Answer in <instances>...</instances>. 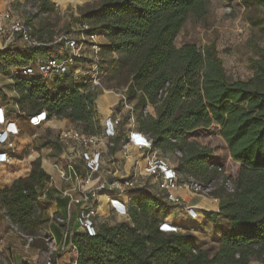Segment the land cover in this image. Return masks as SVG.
<instances>
[{"label":"trees","instance_id":"trees-1","mask_svg":"<svg viewBox=\"0 0 264 264\" xmlns=\"http://www.w3.org/2000/svg\"><path fill=\"white\" fill-rule=\"evenodd\" d=\"M52 1L57 5L60 0ZM206 1L99 0L77 19L88 25L87 34L106 35L108 43L101 45L100 55L117 54L109 59L112 77L125 89L124 97L135 100L136 128L150 135L160 152H181L175 169L183 177L202 183L214 178L211 149L189 140L188 135L213 122L220 125L231 158L240 164L233 178L234 191L212 192L230 228L221 232L220 243L210 254L196 245L191 232L161 231L159 224L178 205L167 201L163 193L145 190L131 197L125 221L112 226L101 223L93 236L74 233L76 264L264 263V48L258 49L259 58L250 60L255 73L244 81L227 77L213 43L201 49L194 43L176 47L174 37L186 18L190 14L203 17ZM243 1L249 7H264V0ZM47 4L41 0L40 10ZM257 23L264 26V17ZM39 46L0 48V73L34 61ZM11 76L19 109L26 116L44 109L47 119L78 124L86 134L101 133L94 103L97 92L86 78L62 75L47 84L18 72ZM105 102L98 97L103 114L108 108ZM59 133H55L58 151L63 145ZM121 139L120 133L112 138L110 151L121 148ZM48 179L36 155L28 162V172L0 191L6 216L25 234L35 235L45 227L38 188Z\"/></svg>","mask_w":264,"mask_h":264},{"label":"rangeland","instance_id":"rangeland-1","mask_svg":"<svg viewBox=\"0 0 264 264\" xmlns=\"http://www.w3.org/2000/svg\"><path fill=\"white\" fill-rule=\"evenodd\" d=\"M40 1L41 0H0V13L9 11L16 19L26 21L31 25L32 36L40 44L36 57H64L66 55V49L58 40V37L61 35H69L72 37L79 36L80 34L77 28L73 29L79 22L77 18H79L82 10L95 6L99 0H89L81 4H79L80 0H60L57 5L52 0H47L48 4L45 10H40ZM259 17H264V7H249L245 5L243 0H207L205 15L201 18H197L192 14L188 15L179 32L174 37L173 44L176 47H180L185 43H194L201 49L205 45L213 43L219 57L222 59L227 77L230 80L239 79L246 81L255 73V70L250 65V60L259 58L261 55L258 49L264 48V26L261 23H257ZM0 23H4V21L0 19ZM103 37H105L106 40H104ZM3 39L4 37H2L3 43L1 45L3 48L1 49H17L25 46L17 35H14V42L11 45L8 44L4 46ZM96 40L99 43L107 41L101 45L108 43L105 34H98ZM85 52L87 55L90 53L87 49ZM112 55L117 57L115 53L110 54L103 52L100 55L103 58V60L101 58L98 72L100 85L95 87L97 96L94 103L96 113L101 119V123L105 121V118L114 115L121 118L118 132L121 134L122 138L128 129L137 127L135 122L136 112L134 111L135 100L122 97L125 89L114 77H112V68L109 65V59ZM88 64L87 61L85 63L80 62L74 65V67L79 68L83 66L88 68ZM15 69L16 67H12L10 68V73H0V75L12 79L11 72ZM84 77L87 79L89 76ZM0 81H2L3 84L2 95L5 97V100H14V94L9 92L11 90V83L2 77H0ZM100 96L106 101L105 105L108 107L104 110V114L100 111L97 104V99ZM121 99L122 101H120ZM148 109L153 112L150 107ZM146 111L148 110L146 109ZM51 119H47V121ZM20 120L21 133L17 138L14 152H12L11 162L0 165V191L3 187L9 186L16 177L25 175L28 172V162L36 155L40 156V167L49 176L53 175V177H55L56 174L55 171L51 169V165L54 162L58 163L62 160L61 150L63 148L62 147L59 151L57 150V136H55V133L62 129H79L78 124L69 123L61 119H58L60 122L57 123L51 120L50 123L45 121L39 125H31L23 117ZM220 129V125L213 122L207 128L197 129L192 132L188 135V139L197 141L201 145L210 148L212 152L211 161L213 163H218L222 167V172L225 173L224 175H229L234 178L240 164L231 158L228 147L220 135ZM44 142H46V144H44ZM102 143L105 144V141ZM65 148L66 145L63 150ZM141 154V151L137 152L133 148H130L128 151L129 156L126 157L127 155H123L120 149L110 151V148H108L107 151L105 150L103 156L102 177L108 179L132 174L136 167V164L132 163L133 157H140ZM158 154L174 167L179 163L181 157L175 154V152L162 153L158 150ZM180 175L184 176L182 173H180ZM214 175L213 177L215 178L219 176V173L216 171ZM140 182L144 184V187L148 188V190L154 191L152 189V177H143L140 179ZM44 184H46V187L49 186L48 181ZM51 188L53 187L51 186ZM214 191L226 193L225 190L218 185ZM204 196L210 197L207 195ZM98 198L100 200L98 223H106L112 226L126 220L115 214L106 217L105 202L107 198L103 193L100 194ZM210 198L212 199V197ZM65 203V200L60 201V207L63 213H65ZM179 203L178 207L175 206L169 211L168 219L171 223L178 226V231H182V226L180 225L184 221V218H182V210L180 209ZM42 216L46 218L43 214ZM46 219L45 227L41 228L33 235L35 238L32 242V244H39L42 252V262L45 258L44 252L48 248L45 238L48 234V226L51 224L48 221V217ZM192 219L196 220V218ZM11 225L16 226L13 221L6 216L5 209L0 202V236L10 228L22 239L21 233L23 232H21L17 226V230H15ZM51 229L55 239L59 241L61 238L59 230L56 229L55 226H52ZM203 248L207 249L211 254L217 247L216 245H206ZM67 252L69 251L66 249V251L62 253L68 254ZM66 264H69L68 260ZM250 264L264 263L253 260Z\"/></svg>","mask_w":264,"mask_h":264},{"label":"built area","instance_id":"built-area-1","mask_svg":"<svg viewBox=\"0 0 264 264\" xmlns=\"http://www.w3.org/2000/svg\"><path fill=\"white\" fill-rule=\"evenodd\" d=\"M0 41L4 37V46L11 45L14 42V35H17L25 46L38 45L32 36L31 25L19 19H16L9 11L0 13ZM79 36L72 37L61 35L58 40L64 45L66 55L64 57H36L29 64L17 67L13 72H18L23 77H37L50 84L56 76L70 75L73 79L85 78L91 88L100 85L98 76L99 65L101 64V44L96 40V34H87L88 25L79 21L76 29ZM3 48V47H2ZM86 49L90 53L86 54ZM88 62L89 67L75 68L74 65L80 62ZM87 65V66H88ZM87 68V69H86ZM124 98V94L122 95ZM146 112V110H143ZM22 112V111H21ZM25 116V112H22ZM32 125H39L47 121L46 111L43 109L36 114L28 116ZM102 131L97 135H90L82 132L80 129H62L59 133V139L62 142L61 150L62 160L54 162L51 169L62 180L69 182L65 188H58L53 182V175L49 176V186L39 193L38 200L42 198L51 186L58 190L61 198L66 200V215L54 212L48 217L50 223H54L61 234L57 241L54 234L48 230L47 250L44 252L45 258L42 264H61L60 256L66 249L72 255L68 259L69 264H76L77 246L72 241L75 232H83L89 236L96 234L98 226V216L100 215L99 195L103 193L106 196L105 211L106 217L110 215L121 216L124 219L128 216L130 209V199L133 195L139 194L148 188L140 182L143 177H152V189L155 192L163 193L165 199L170 203L178 205L180 196L178 190L189 191L194 194L207 195L214 201L219 199L212 196L216 186L222 187L227 193L234 191L233 177L224 175L222 167L218 163H211L210 168H214L219 176L212 178L207 183H202L193 177H183L159 154L153 147L152 138L147 133L131 128L122 136L120 151L127 155L130 148L137 152L141 151L140 157H133L132 163L136 164L135 171L123 177H111L104 179L101 174L102 163L105 150L112 147V138L119 134L118 128L121 124V118L117 115L105 118L101 123ZM103 124V125H102ZM21 133V128L15 121L11 120L6 110L3 109L0 101V165L8 164L12 159L16 141ZM105 141V144L102 143ZM175 154L181 156L179 150ZM83 161L86 171L81 173L77 170V162ZM125 194H128L125 197ZM40 209V207H39ZM187 213L191 218H197V212L189 207ZM72 214L75 215L74 222ZM71 222V223H70ZM13 226V225H11ZM17 230L16 226H13ZM163 232H176L178 226L165 218L158 227ZM22 240L25 246H30L35 238L33 235L23 234ZM2 240L0 239V242ZM194 251V249H193ZM4 264H9L5 262Z\"/></svg>","mask_w":264,"mask_h":264},{"label":"crops","instance_id":"crops-1","mask_svg":"<svg viewBox=\"0 0 264 264\" xmlns=\"http://www.w3.org/2000/svg\"><path fill=\"white\" fill-rule=\"evenodd\" d=\"M106 40L105 37H103ZM101 42V41H100ZM107 41H102L106 43ZM8 82L11 83V92L14 94V100L6 101L5 97L2 95L3 84L0 81V101L3 109L6 110L8 117L15 121L16 124L21 128V118L23 117L27 122H29L28 116H25L22 112L19 111L18 106V93L14 89L13 80L9 79L7 76L0 75ZM55 123L60 122L58 119H51ZM51 120L47 122H51ZM29 124H31L29 122ZM32 125V124H31ZM77 170L81 173L86 171L84 162H77ZM53 182L57 185L58 188H65L69 185V182H66L59 178L57 175L53 177ZM46 187V184H43L38 188V192L41 193ZM180 196V209L182 210L183 222L180 226L182 231H189L195 236V243L198 247L203 248L206 245H216L220 243V235L222 231L228 230L230 228V222L224 215L219 212V203L218 201L212 200L210 197H206L200 194H194L189 191L178 190ZM65 199L61 198L59 192L55 188H49L45 195L39 199V206L42 211V214L47 218L50 217L52 213L57 212L62 215H66V208L64 205L65 213L62 212L60 207V201ZM66 201V200H65ZM66 204V203H65ZM191 207L197 212L196 220L190 218L186 213V210ZM73 222L75 215L72 214ZM55 226L56 229L59 228L51 223L48 226V230L52 231L51 227ZM0 242V264L5 262L9 264H42V252L40 247L36 244H31L30 246H25L24 241L14 232L12 229L8 228L2 236ZM68 254H62L59 258L61 264L67 263V258H69L72 253L67 252Z\"/></svg>","mask_w":264,"mask_h":264},{"label":"bare ground","instance_id":"bare-ground-1","mask_svg":"<svg viewBox=\"0 0 264 264\" xmlns=\"http://www.w3.org/2000/svg\"><path fill=\"white\" fill-rule=\"evenodd\" d=\"M3 46L0 44V48H2ZM128 194H125V197H127ZM68 260V259H67Z\"/></svg>","mask_w":264,"mask_h":264}]
</instances>
